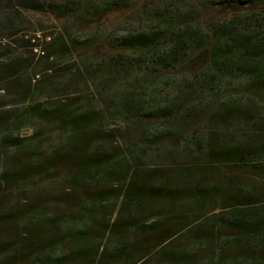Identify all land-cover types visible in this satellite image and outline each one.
I'll list each match as a JSON object with an SVG mask.
<instances>
[{
	"label": "trees",
	"instance_id": "obj_1",
	"mask_svg": "<svg viewBox=\"0 0 264 264\" xmlns=\"http://www.w3.org/2000/svg\"><path fill=\"white\" fill-rule=\"evenodd\" d=\"M126 5L0 0V264H264V0Z\"/></svg>",
	"mask_w": 264,
	"mask_h": 264
},
{
	"label": "rangeland",
	"instance_id": "obj_2",
	"mask_svg": "<svg viewBox=\"0 0 264 264\" xmlns=\"http://www.w3.org/2000/svg\"><path fill=\"white\" fill-rule=\"evenodd\" d=\"M192 0H127V5L114 10L110 12L105 18H103L99 23L92 24V25H85V24H79V25H74L70 30L76 34L77 36L80 37V39H85V38H90L92 34L97 35V39H95V44L94 47L95 49L93 50V55L94 58L96 59H101L103 57H106L107 55L113 53L116 51V49L113 48L112 45V38L115 36H118L120 34H123L127 32L128 30H133L136 29L140 26L143 25L144 21L141 18V14L139 10L142 8L148 9L152 7H156L157 5H176L182 4L185 5L186 3H191ZM222 16V10L219 9H203L200 12V18L199 21L201 23H206L205 21L211 20V19H217ZM30 22L26 24V27L32 31L35 28H45V31H60V30H65L66 27L64 26V23L62 21L54 20L50 17L47 16H42V15H33L30 17ZM69 31V30H68ZM3 43H6V39L1 38L0 39V45ZM0 53H2V50L0 48ZM33 53H37V50H33ZM25 56H28V49L26 48V53ZM31 72L28 73V78L31 77ZM38 75L34 77V79L37 78ZM167 78H176V75L173 76H168ZM27 81V79H26ZM34 81V80H32ZM70 86L69 84H67ZM162 91V88L157 87L154 90V94L157 96L160 95ZM151 99V98H149ZM150 103H152V100H150ZM209 116L208 113L203 114V120L204 122L207 121V117ZM146 119L142 118H137L135 119L136 123H141L145 124L148 122L145 121ZM145 121V122H144ZM157 121H154L153 123L155 124ZM139 123V124H140ZM152 123V122H150ZM149 123V124H150ZM22 135H29L32 130L24 127L20 130ZM128 134L133 136L136 134V130L130 129L128 130ZM172 145H176L174 142H170ZM183 156H175L173 158H169L172 162H178L180 163ZM190 160V158H185ZM161 164V162L159 161ZM164 163V162H162ZM254 174V176H259ZM186 238V237H184ZM180 239H176L174 241H179Z\"/></svg>",
	"mask_w": 264,
	"mask_h": 264
}]
</instances>
